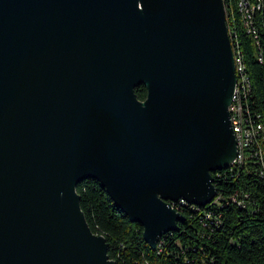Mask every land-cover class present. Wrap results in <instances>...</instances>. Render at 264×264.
I'll use <instances>...</instances> for the list:
<instances>
[{"label": "water", "instance_id": "water-1", "mask_svg": "<svg viewBox=\"0 0 264 264\" xmlns=\"http://www.w3.org/2000/svg\"><path fill=\"white\" fill-rule=\"evenodd\" d=\"M234 83L222 0H0V264H114L86 178L154 249L235 155Z\"/></svg>", "mask_w": 264, "mask_h": 264}, {"label": "trees", "instance_id": "trees-1", "mask_svg": "<svg viewBox=\"0 0 264 264\" xmlns=\"http://www.w3.org/2000/svg\"><path fill=\"white\" fill-rule=\"evenodd\" d=\"M248 2L255 6L254 33L246 31L237 0H222L233 52L245 64L250 82L246 103L264 126V0ZM132 91L138 100L145 97L142 84ZM258 143L264 152V133ZM253 166L248 161L233 171H219V177L211 174L222 199L208 210L218 223L204 219L207 207L186 206L177 230L160 237L155 249L143 241L141 226L115 207L98 181L83 179L74 191L88 229L102 235L106 255L114 264H264V177ZM203 220L207 226L202 225Z\"/></svg>", "mask_w": 264, "mask_h": 264}, {"label": "built area", "instance_id": "built-area-1", "mask_svg": "<svg viewBox=\"0 0 264 264\" xmlns=\"http://www.w3.org/2000/svg\"><path fill=\"white\" fill-rule=\"evenodd\" d=\"M254 7L255 6L253 4H250L248 0H237V8L240 13V17L243 21V25L245 26L247 32L252 33H254V30L252 28V15ZM256 7H258V5H256ZM231 50L233 54L235 83L230 102L227 106V111L230 127L235 142V155L228 164V167L214 171L211 174H215L216 177H219V171H233L237 169V167L240 168L242 165H245L246 162L250 161L252 164H254L253 170H255L260 177H264V152L262 151L258 143V140L264 133V126L258 121H256V118L252 116L248 109L246 97L249 93L250 82L246 73V67L240 56L238 54H234L232 46ZM221 199L222 198L220 197V195L216 194L215 190V195L210 200V202L202 206L207 207L203 214L204 219L209 220L210 223H213V225L217 224L218 221L213 218L211 212H209L210 210L208 209L212 206L219 205ZM230 199L233 200L234 196H231ZM170 205L174 210L179 213L186 206H189L190 208L194 209L200 208L198 206L187 204L183 200H178L177 202H170ZM205 220H203V226H207ZM170 233L171 232H167L162 236ZM160 237L158 238L157 242L159 241ZM157 242L155 244V248L157 247Z\"/></svg>", "mask_w": 264, "mask_h": 264}]
</instances>
